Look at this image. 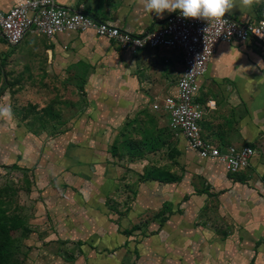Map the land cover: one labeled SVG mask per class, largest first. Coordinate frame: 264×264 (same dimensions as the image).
Masks as SVG:
<instances>
[{"label":"crops","instance_id":"0c3cea01","mask_svg":"<svg viewBox=\"0 0 264 264\" xmlns=\"http://www.w3.org/2000/svg\"><path fill=\"white\" fill-rule=\"evenodd\" d=\"M19 1L0 0V9L6 10ZM53 1L81 9L133 34L144 33L175 12L152 13L145 7L146 0ZM234 3L237 6L226 14L240 21L256 20L254 7L245 0H234ZM1 46L16 47L18 51L2 53V57L40 53L47 75L63 74L74 67L88 69L84 86L86 100L73 107L66 127L57 134L44 137L28 133L27 129L0 128V136L4 135L0 140L8 145L2 150L14 154L13 160L18 164L34 166L35 176L44 180L47 208L59 221L53 235L73 236L75 240L88 237L98 253L111 252L107 264H125L135 250L145 253L140 257L143 261L146 252H162L177 240L186 245L187 250L180 248L181 251L192 256H180L184 264H193V257L201 259V263L202 260L207 262L212 253H219L224 245L213 227L197 230L199 237L194 243L198 242L199 250L189 249L192 240L182 229L192 228L188 220L197 213L198 205L210 200V191L217 193L218 217L250 218L248 230L261 226L255 216L250 215V212L255 214L258 207L250 206L249 201L260 204L263 213L264 196H259L258 192L264 194V42L219 43L204 75L199 78L201 94L197 91L196 95L203 109L202 136L216 146L252 144L256 152L248 166L235 173L227 172L219 161L199 157L180 135L175 147L181 151L180 160L187 166L185 181L139 182L133 204L117 203L123 210L114 212L109 201L119 186L116 177L122 166L114 162L111 140L120 125L138 113L137 110L147 105L150 108L148 94L173 91L182 68V51L162 46L145 47L136 52L122 50L114 41L92 30L62 31L51 37L29 32L14 46L0 36ZM209 100L213 101L211 105ZM165 116L166 126L169 121L166 112ZM153 120L154 124H161V118ZM38 138L43 142L36 141ZM130 164L134 170L142 169L148 166L149 160L140 158ZM194 173L212 183L208 191L197 194L195 187L200 185L199 178L190 180ZM209 214L214 215V212ZM142 216L148 219L141 223L143 225L137 227L138 222L131 226L133 218ZM131 229L130 235L123 232ZM252 234L254 236L247 237L248 240L257 236ZM236 236L239 235L234 230L232 237ZM50 243L55 245L56 242Z\"/></svg>","mask_w":264,"mask_h":264},{"label":"rangeland","instance_id":"374dc122","mask_svg":"<svg viewBox=\"0 0 264 264\" xmlns=\"http://www.w3.org/2000/svg\"><path fill=\"white\" fill-rule=\"evenodd\" d=\"M245 1L254 7V19L264 17V0ZM6 52L8 55L18 51L16 47H0V106L11 105L13 110L11 118L0 116V128L10 126L15 130L27 129L28 133L33 132L44 137L57 134L66 127L73 107L86 100L84 86L88 78V69L85 71L83 67H74L67 69L63 74L47 75L43 70V57L40 53L28 52L18 58L15 56L9 58L7 55L2 57L1 54ZM200 91L201 88L198 95L201 94ZM148 95L147 102L150 108L148 105L140 108L137 110L138 113L129 117L130 120L121 124L110 143L114 162L122 166L116 177L119 186L109 201L112 211L123 210L121 206L116 205L117 203L133 204L138 195L139 182L160 179L181 183L187 178L185 169L187 166L180 160L181 151H177L175 147L181 134L169 125V121L166 126L164 124L165 120L167 121L163 108L167 90L153 91ZM153 104H158V108H154ZM158 117L161 118L160 125L153 123V119H160ZM2 136L4 137L3 134ZM36 141L43 142L41 138ZM7 146L0 140V264H107L111 252L107 250L98 253L96 251L98 249L92 246L93 242L88 237L75 240L73 236L52 234L58 230L59 221L47 208L48 203L44 197L46 193L42 187L44 180H39L35 176L34 166H22L13 160L14 154L9 150H2ZM140 158L149 160V164L142 169L136 167L134 170L130 163H136ZM128 165L132 168L131 172ZM194 175L190 180L194 177L199 178L200 185L195 187L197 194L208 191L212 183L199 173ZM208 193L211 196L210 200L198 205L197 213L188 220L192 228H183L182 232L192 240L189 249L199 250L198 242L194 243L199 237L197 230L202 231L210 225L224 245L221 246L219 253L213 252L207 262L202 260L201 263V259L193 257V264H264L262 206L257 205L254 200L249 201L250 198L246 200L250 206L258 207L256 213L250 212V215L255 216L256 221L261 223L259 228L248 230L246 226L250 223V218L237 220L228 215L227 219L218 217L217 193L211 191ZM258 195L264 196L260 192ZM167 204L166 208L169 207ZM210 211L214 212V215H210ZM248 214L249 212L247 216ZM146 220L148 219L145 216L133 218L131 226L138 222L140 225L137 227L141 226ZM234 230L239 235L235 239L232 237ZM252 233H256L257 236L248 240L247 237L254 236ZM50 242L56 243L54 245ZM183 243L177 240L174 245L163 249L162 252L154 254L146 252L143 261H140V257L145 255L144 252H132L125 264L127 262L184 264L182 257L192 256L181 251L186 249Z\"/></svg>","mask_w":264,"mask_h":264},{"label":"built area","instance_id":"2783aa9c","mask_svg":"<svg viewBox=\"0 0 264 264\" xmlns=\"http://www.w3.org/2000/svg\"><path fill=\"white\" fill-rule=\"evenodd\" d=\"M92 30L114 41L122 50L136 52L145 47H169L182 51V68L172 92L164 99L169 125L177 130L189 149L201 158L219 161L227 172L248 166L256 152L252 144L216 146L200 130L203 109L196 100L199 78L207 69L219 43L264 42V17L240 21L225 13L224 18L184 17L177 11L142 34L95 18L81 9L56 4L53 0H21L0 9V36L17 45L29 32L51 37L62 31ZM213 101L209 100L208 104ZM158 108V104H153Z\"/></svg>","mask_w":264,"mask_h":264},{"label":"clouds","instance_id":"9594fccd","mask_svg":"<svg viewBox=\"0 0 264 264\" xmlns=\"http://www.w3.org/2000/svg\"><path fill=\"white\" fill-rule=\"evenodd\" d=\"M237 5L234 0H146L145 7L161 15L165 10L177 11L184 17L205 18L214 20L224 18L225 13ZM0 116L11 118V105L0 106Z\"/></svg>","mask_w":264,"mask_h":264},{"label":"trees","instance_id":"16d2710c","mask_svg":"<svg viewBox=\"0 0 264 264\" xmlns=\"http://www.w3.org/2000/svg\"><path fill=\"white\" fill-rule=\"evenodd\" d=\"M160 180V179H159ZM134 229V228H133ZM125 234H127V235H130V234H132L131 232H132V229L131 230H124L123 231ZM134 252H136V250L134 251Z\"/></svg>","mask_w":264,"mask_h":264}]
</instances>
